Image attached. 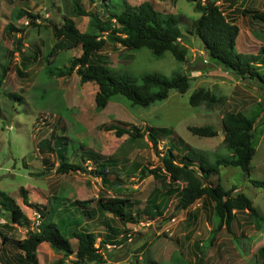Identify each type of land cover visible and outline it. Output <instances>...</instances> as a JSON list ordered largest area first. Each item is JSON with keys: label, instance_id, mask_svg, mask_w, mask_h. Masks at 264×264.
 I'll return each mask as SVG.
<instances>
[{"label": "rangeland", "instance_id": "rangeland-1", "mask_svg": "<svg viewBox=\"0 0 264 264\" xmlns=\"http://www.w3.org/2000/svg\"><path fill=\"white\" fill-rule=\"evenodd\" d=\"M73 1L87 12L98 14L100 18L105 16L99 5H103L104 0L95 3L89 0H0V64L9 67L0 85V194L19 205L26 217L21 226L6 224L9 229L1 230L0 242L4 236L24 239L28 231L35 230V215L40 217L44 209H52L53 203L58 201L91 200V207L95 209V200L118 196L128 198L133 204L138 202L133 208L141 209L161 181L151 175L140 179L139 168L161 166L160 157L166 149L174 152L177 163H182V155L188 149L207 153L211 161L226 158L229 152L222 143V115L229 111L241 112L247 117L258 113L254 125L258 142L249 176L237 168H220L218 176L206 184L214 185L219 180L224 189L237 187L243 192L262 217L261 230L254 226L247 211H239L232 223V234L224 227L216 230L213 245L209 246L207 238L214 224L210 221L212 203L207 199L195 202L186 211H176L177 200L172 198L162 217L151 220L142 216L137 225L123 224L110 215L102 217L98 213L92 220H82L85 221L83 229L99 235L95 247L103 255L104 264H256L255 261H260L257 251L264 248V188L254 187L249 181H264V130L259 136V124L264 121V85L237 79L222 68L211 66L214 61L210 59L204 63L200 40L186 34L199 17L194 10L195 2L127 0L130 5L149 1L156 10L181 19L178 24L188 49L185 61L177 62L170 52L157 57L146 48L131 51L108 41L92 59L101 60L114 74L137 77L155 74L165 78L185 74L190 78V87L184 94L171 91L167 99L148 107L133 106L123 97H116L114 102L96 112V84H80L76 70L65 77H51L43 60L55 42L52 25L61 26L72 20L80 32L88 29V18L72 13ZM200 1L205 4V0ZM121 2L106 0L105 3L118 12ZM217 5L239 28L235 42L237 52L255 55L264 48V25L239 13L241 8L264 12V0H218ZM19 9L39 15L35 21L38 26L26 27L22 34H8L5 31L8 24L12 23L15 29L26 25L25 19L15 20L14 11ZM19 40L20 45H17ZM33 53L37 54L35 61L23 62V57L33 56ZM81 54V47L59 51L49 68L69 67L72 59ZM199 88L210 91L220 102L210 107L205 104L196 109L191 107L189 97ZM111 124L122 125L132 133H142L143 137H117L113 131L105 130ZM203 125L219 128L217 131L215 128L217 136L202 138L188 131L190 126ZM150 131L157 136L159 154L150 146L147 137ZM41 141H47L52 151L47 148L41 151L38 144ZM63 148L70 162L79 165V171L55 172L59 164L57 151ZM90 153L100 159H90ZM100 161H109L110 177L117 186H105L90 174ZM167 181L168 178L164 182ZM21 188L27 192L26 200L31 207L23 204L18 192ZM56 197L59 199L54 200ZM54 212L56 215L57 211ZM9 219L8 213L1 215L0 225ZM109 229L118 237L117 242L122 241L120 235L127 239L121 245L103 247L101 239ZM5 243V250L0 253L1 264H21L17 259L22 255L12 244ZM70 243L76 251V240ZM143 243L146 248L139 250ZM200 243L204 254L200 252ZM35 256L38 264H76L74 255L56 254L46 245L38 246ZM22 258L25 261L22 264L27 263L24 256Z\"/></svg>", "mask_w": 264, "mask_h": 264}, {"label": "trees", "instance_id": "trees-1", "mask_svg": "<svg viewBox=\"0 0 264 264\" xmlns=\"http://www.w3.org/2000/svg\"><path fill=\"white\" fill-rule=\"evenodd\" d=\"M91 3L101 0H89ZM195 2V12L199 17L190 25L186 34L197 37L201 44L204 55V63L208 59L214 61L215 67L222 68L226 73L240 80H252L258 84L264 85V48L259 49L255 55L237 52L235 42L239 28L235 22L229 21L224 12L217 5L218 0H205L202 5L200 0H188ZM101 6L104 17L100 18L98 14L85 11L77 2L72 3V13L77 17L88 18V29L80 32L75 23L70 20L64 22L61 26L52 25V34L55 42L47 53L45 64L49 76L58 78L70 75L75 70L79 75V83H94L97 85L95 96V110L100 112L110 102H114L116 97H123L133 106L148 107L155 102H160L169 96L171 91L184 94L190 87V78L185 74H176L170 78L161 77L155 74H145L142 76H133L127 74H114L111 70L98 60H93L95 53L100 51L108 42L120 45L122 48L135 51L141 48L148 49L155 56H161L165 52H170L177 62H184L187 54V48L184 46V37L182 34L176 15L166 14L156 10L152 3L143 1L138 5H130L127 0H122L119 4L120 11H113L108 4ZM239 13L247 14L252 20L264 25V12L254 9H239ZM15 20H26V25L19 29L8 24L5 28L8 34L17 32L22 34L26 27H37L35 21L39 15H34L28 10L19 9L14 11ZM106 34V36L104 35ZM20 45V40L17 41ZM81 47L82 54L78 58L72 59L69 67L51 69L49 66L59 51L70 50ZM17 48V47H16ZM37 54L23 57L25 61H35ZM8 66L0 64L1 76L0 84L8 72ZM208 69V68H206ZM45 70V68H44ZM17 74H20L17 72ZM13 96V95H12ZM189 105L197 108L203 104L210 107L219 103L220 99L215 97L210 91L199 88L193 91L189 97ZM258 113L247 117L241 112L229 111L222 115L221 127L223 135V147L229 152L226 158H218L211 161L207 153L188 149L182 155V163L176 162V155L171 149H166L161 155V166L153 169L139 168V178L144 179L151 175L153 178L161 181L160 187L153 189L143 208H133L138 202H131L125 197H107L95 200V209L91 207V200H74L63 203L58 201L53 203V208L44 209L40 214V224L34 227L35 230L28 231L26 237L22 240H12L7 237L2 238V243L12 244L22 256L15 257L21 264H38L36 258L37 247L42 243H47L52 252L63 254L64 256L74 255L76 264H104L103 255L95 247V242L99 235L83 229L82 220L89 218L92 220L96 214L99 216L110 215L123 224H139L140 218L146 216L154 220L164 215L172 198H176L174 209L176 211H186L195 202L200 200H209L212 203V215L210 217L212 226L208 240V245H213L216 230L223 227L227 232L232 231V223L235 220L236 212H245L252 217V223L260 230L263 227L262 217L253 206L252 201L243 192L238 191L237 187L224 189L219 180L217 183L207 185L206 182L214 176H218L220 168H237L246 176H249L250 165L256 154L258 142L257 132L255 131V119ZM260 132L264 130V121L259 124ZM258 126V127H259ZM213 125H203L199 127H188V131L198 137L214 138L217 136ZM107 131H113L117 137L128 135L133 139L142 138L143 134L139 132L132 133L122 125L111 124L105 127ZM147 137L151 142L153 150H157L158 139L153 132H148ZM41 151H52L48 147L47 141L38 143ZM59 160L56 168L59 174H68L80 170L79 165L70 162L64 148L57 151ZM89 158L100 159L93 153ZM100 161L90 174L100 179L102 184L116 185V181L111 180L110 163ZM138 167H136V170ZM168 178L167 182H164ZM251 185L257 188H264V181H249ZM24 205L31 207L28 203L27 192L24 188L19 189ZM56 197L54 200H58ZM57 211L55 215L54 211ZM8 213L10 219L0 227H8V223L22 225V220L26 217L19 206L13 203L9 197L0 194V216ZM196 215V212L194 213ZM56 218V219H55ZM108 230V224L103 223ZM107 232L104 239H101V245L107 244L116 246L121 245L126 240L125 235H120L121 242H117L116 234ZM232 234V233H231ZM75 239L77 243L76 251L70 243ZM114 241H111V240ZM111 242H114L111 244ZM200 252H203V245L200 243ZM197 247V246H196ZM146 243H143L140 249H145ZM259 260L256 264H264V248L257 251ZM1 264V262H0ZM151 264V263H150Z\"/></svg>", "mask_w": 264, "mask_h": 264}, {"label": "crops", "instance_id": "crops-1", "mask_svg": "<svg viewBox=\"0 0 264 264\" xmlns=\"http://www.w3.org/2000/svg\"><path fill=\"white\" fill-rule=\"evenodd\" d=\"M236 39H238V36H237V38ZM243 47V46H242ZM1 85V84H0ZM30 188H32V189H34V187H30L29 186V189ZM38 204H41L40 202H38ZM19 206V205H18ZM21 208V207H20ZM22 210V209H21ZM84 223H85V221L83 222V224H82V226L84 225ZM7 229H9V228H7V227H0V232H1V230H7ZM4 237H6V236H4ZM6 243H1L0 242V253H2L3 252V250H5V248H6V245H5ZM40 245H46L47 247H48V249H49V246H48V244L47 243H42V244H40ZM39 245V246H40ZM73 247V246H72ZM38 248V247H37ZM51 250V249H50ZM73 250H74V248H73ZM52 251V250H51ZM55 255V254H54ZM45 264V263H44Z\"/></svg>", "mask_w": 264, "mask_h": 264}, {"label": "built area", "instance_id": "built-area-1", "mask_svg": "<svg viewBox=\"0 0 264 264\" xmlns=\"http://www.w3.org/2000/svg\"><path fill=\"white\" fill-rule=\"evenodd\" d=\"M39 220H40L39 215H35V222H34V225H36V227L39 225Z\"/></svg>", "mask_w": 264, "mask_h": 264}, {"label": "water", "instance_id": "water-1", "mask_svg": "<svg viewBox=\"0 0 264 264\" xmlns=\"http://www.w3.org/2000/svg\"><path fill=\"white\" fill-rule=\"evenodd\" d=\"M217 130H220V129H219V128H216V131H217Z\"/></svg>", "mask_w": 264, "mask_h": 264}]
</instances>
